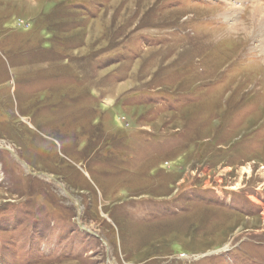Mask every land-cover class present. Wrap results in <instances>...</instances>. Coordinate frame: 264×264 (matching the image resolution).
<instances>
[{
  "label": "rangeland",
  "instance_id": "374dc122",
  "mask_svg": "<svg viewBox=\"0 0 264 264\" xmlns=\"http://www.w3.org/2000/svg\"><path fill=\"white\" fill-rule=\"evenodd\" d=\"M256 2L0 0V264H264Z\"/></svg>",
  "mask_w": 264,
  "mask_h": 264
},
{
  "label": "bare ground",
  "instance_id": "6f19581e",
  "mask_svg": "<svg viewBox=\"0 0 264 264\" xmlns=\"http://www.w3.org/2000/svg\"><path fill=\"white\" fill-rule=\"evenodd\" d=\"M229 1L232 2L234 0H229ZM231 5H232V3H231ZM251 14H252L254 19L257 18V20L260 22L264 21V7H262L258 2H256V4H254V6L252 7ZM261 46L259 47V50L263 51L262 47L264 48V46H262V47ZM247 172H249V170Z\"/></svg>",
  "mask_w": 264,
  "mask_h": 264
},
{
  "label": "water",
  "instance_id": "95a60500",
  "mask_svg": "<svg viewBox=\"0 0 264 264\" xmlns=\"http://www.w3.org/2000/svg\"><path fill=\"white\" fill-rule=\"evenodd\" d=\"M11 153H12V155H14V157L18 160V161H20V159L12 152V151H10ZM24 166L27 168V170H28V167H27V165H25L24 164ZM29 171V170H28ZM29 173L31 174V175H40V174H38V173H32V172H30L29 171ZM48 178H51V177H48Z\"/></svg>",
  "mask_w": 264,
  "mask_h": 264
}]
</instances>
